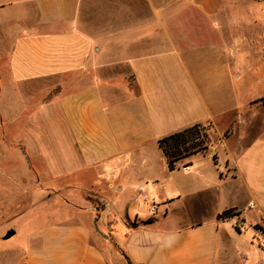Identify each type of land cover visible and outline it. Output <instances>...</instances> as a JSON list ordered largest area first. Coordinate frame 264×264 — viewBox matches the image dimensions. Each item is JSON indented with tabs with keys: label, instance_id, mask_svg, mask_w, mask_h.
<instances>
[{
	"label": "crops",
	"instance_id": "obj_1",
	"mask_svg": "<svg viewBox=\"0 0 264 264\" xmlns=\"http://www.w3.org/2000/svg\"><path fill=\"white\" fill-rule=\"evenodd\" d=\"M228 10L0 0V129L22 123L0 147V264L264 262V125L230 131ZM194 124L207 150L170 170L158 141Z\"/></svg>",
	"mask_w": 264,
	"mask_h": 264
},
{
	"label": "rangeland",
	"instance_id": "obj_2",
	"mask_svg": "<svg viewBox=\"0 0 264 264\" xmlns=\"http://www.w3.org/2000/svg\"><path fill=\"white\" fill-rule=\"evenodd\" d=\"M226 1L230 10L221 18L232 20V26L227 30L232 49L230 63L233 77L228 102L231 113L227 117L236 118L230 131L246 132L253 129L252 121L256 118L258 122L262 121L259 124L264 125V0ZM0 20H5V17L0 15ZM186 45L185 42L183 51H187ZM209 55L207 52V57ZM6 64L4 56H0V76L6 74ZM237 118H242L243 122ZM21 124L13 123L0 129V147H13L11 144L21 134ZM66 199L63 194L57 195L55 205L63 206Z\"/></svg>",
	"mask_w": 264,
	"mask_h": 264
},
{
	"label": "trees",
	"instance_id": "obj_3",
	"mask_svg": "<svg viewBox=\"0 0 264 264\" xmlns=\"http://www.w3.org/2000/svg\"><path fill=\"white\" fill-rule=\"evenodd\" d=\"M208 131V126L194 124L161 138L158 145L167 159L169 169L174 170L182 160L207 150L210 142ZM224 136H228V132ZM237 213L236 209H228L222 213V217L235 216Z\"/></svg>",
	"mask_w": 264,
	"mask_h": 264
},
{
	"label": "built area",
	"instance_id": "obj_4",
	"mask_svg": "<svg viewBox=\"0 0 264 264\" xmlns=\"http://www.w3.org/2000/svg\"><path fill=\"white\" fill-rule=\"evenodd\" d=\"M260 231H262L261 229H259ZM261 242H259V247L262 248V251H264V231L260 232V237L259 239ZM262 264H264V262H262Z\"/></svg>",
	"mask_w": 264,
	"mask_h": 264
}]
</instances>
